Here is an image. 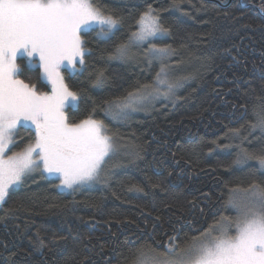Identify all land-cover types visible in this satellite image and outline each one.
I'll list each match as a JSON object with an SVG mask.
<instances>
[{"label":"trees","instance_id":"16d2710c","mask_svg":"<svg viewBox=\"0 0 264 264\" xmlns=\"http://www.w3.org/2000/svg\"><path fill=\"white\" fill-rule=\"evenodd\" d=\"M241 1L244 5L232 0L222 6L213 0H97L124 17V23L111 39L98 38V29L82 34L89 50L83 72L77 63L73 72L63 69V76L72 91L86 94L65 111L76 123L89 118L95 106L92 118L104 120L125 147L105 166V183L77 193L56 188L53 177L32 174L0 210L4 217L5 210L17 209L0 219V264H80L84 256L99 264L105 258L125 264L127 256L126 264H132L130 250L150 245L162 252L172 236H179L176 243L184 247L221 216H235L229 190L264 181L254 161L233 163L235 146L244 136L250 142L243 146L250 151L264 146V135L259 130L249 135L246 127L264 114V6L261 0ZM149 5L170 29L152 42L178 52L165 61L179 63L171 78H189L175 96L113 120L105 116L103 101L152 83L161 67L158 61L148 66L143 48H133L128 60H108L136 30L135 21ZM17 62L24 68L20 79L48 90L38 65L28 70L22 57ZM98 70L106 75L101 89L92 87ZM242 125L241 137L229 134ZM20 135L26 138L11 151L31 138L22 130ZM132 149L140 158L127 154ZM58 238L63 239L54 243Z\"/></svg>","mask_w":264,"mask_h":264},{"label":"snow or ice","instance_id":"6c2138e0","mask_svg":"<svg viewBox=\"0 0 264 264\" xmlns=\"http://www.w3.org/2000/svg\"><path fill=\"white\" fill-rule=\"evenodd\" d=\"M261 5L264 6V0ZM261 10L264 11V7ZM123 23L124 17L117 15L115 10L101 7L97 0H0V210L12 193L37 172L42 179L59 180L55 187L71 193L106 182L105 166L125 146L117 143L118 134L112 132L104 120L92 118L95 106L89 118L79 123L69 122L65 109L78 106L86 92L83 89L72 91L60 68L64 62L73 69L79 63L83 72L84 56L89 50L85 48L82 34L98 29V38L111 39ZM134 26L136 30L108 54V60H128L132 58L133 48H143L142 55L148 66L158 61L161 67L152 83L138 84L124 96L103 101L105 116L113 120L127 119L130 113L147 108L160 97L175 96V90L189 78L173 80L171 74L179 63L165 61L177 55V50L171 45L152 42L170 34V29L163 25L151 5L140 13ZM18 57L27 58L28 70L38 65L42 81L51 84V92H41L35 84L19 78L24 68L17 62ZM94 76L92 87L101 89L105 72L98 70ZM241 108L247 111L245 105ZM261 111H264V104ZM246 127L249 135L256 130L264 135V114H257L256 121L249 122ZM244 128L242 125L239 129H231L229 134L239 138ZM21 129L34 131V139L29 138L20 151L7 155L26 138L21 137ZM249 142L248 136H244L235 146L238 151L233 163L254 161L264 174V146L250 151L243 146ZM127 154L140 158L134 149ZM229 191L228 205L236 209L235 218L221 216L200 237L193 238V243L184 247L176 243L179 236L169 237L162 252L150 245H141L130 250L135 257L132 264H264V181L254 179L247 187H234ZM16 210H5V216L0 219ZM213 230L218 234L212 235ZM39 243L43 245V240ZM145 253L154 258L145 261ZM127 260L128 257H124L125 264ZM80 264H99V261L84 256ZM104 264L110 261L105 258Z\"/></svg>","mask_w":264,"mask_h":264},{"label":"rangeland","instance_id":"374dc122","mask_svg":"<svg viewBox=\"0 0 264 264\" xmlns=\"http://www.w3.org/2000/svg\"><path fill=\"white\" fill-rule=\"evenodd\" d=\"M37 59V61H38V57L36 58ZM22 60L24 61V62H26V60H27V58L26 57H22ZM76 68H77V64H76V67H75V69H73L71 66H69L68 64H67V62H64L62 65H61V68H60V73H61V75H63V69H66V70H68V71H70V72H73V71H75L76 70ZM46 83H47V81H45ZM48 85H49V88H48V90H42V89H40L39 91H41V92H51V84H49V83H47ZM160 98H164V97H160ZM143 110V109H142ZM76 123H79V122H76ZM22 130V132H23V135H25V134H27V135H29L30 134V137L32 138V139H34V136H35V133H34V131H26L25 129H21ZM30 138V139H31ZM28 143V141L27 142H25V143H23L24 144V146H25V144H27ZM23 146V147H24ZM22 147V148H23ZM257 148H259V145L257 144V146H256ZM21 148V149H22ZM20 149V150H21ZM20 150H17V151H20ZM17 151H9L8 153H7V155H12L13 154V152H17ZM57 180V179H56ZM57 184H59V180H57ZM93 185H95V184H93ZM93 185H91V186H93ZM60 189H62V188H60ZM62 190H64V189H62ZM236 215H237V212H235V216L233 217V218H235L236 217ZM218 233H217V231H215V230H213V232H212V235H217ZM233 234H234V231H233ZM201 235H199L198 237H200ZM191 243H193V240L190 242V244ZM154 257H153V255L152 254H149V253H145V255H144V257H143V259L145 260V261H150V260H152Z\"/></svg>","mask_w":264,"mask_h":264},{"label":"flooded vegetation","instance_id":"af4514ba","mask_svg":"<svg viewBox=\"0 0 264 264\" xmlns=\"http://www.w3.org/2000/svg\"><path fill=\"white\" fill-rule=\"evenodd\" d=\"M231 1H232V0H224L223 2H224V3L228 2V4H229ZM236 1L238 2V4H240V5L242 4V5H244L243 1H241V0H236ZM228 4H227V5H228Z\"/></svg>","mask_w":264,"mask_h":264},{"label":"water","instance_id":"95a60500","mask_svg":"<svg viewBox=\"0 0 264 264\" xmlns=\"http://www.w3.org/2000/svg\"><path fill=\"white\" fill-rule=\"evenodd\" d=\"M213 1H216V2L220 3L222 6H226V5L228 4V2H226V3H222V2H220L219 0H213Z\"/></svg>","mask_w":264,"mask_h":264}]
</instances>
